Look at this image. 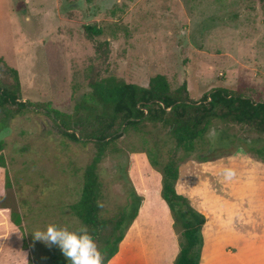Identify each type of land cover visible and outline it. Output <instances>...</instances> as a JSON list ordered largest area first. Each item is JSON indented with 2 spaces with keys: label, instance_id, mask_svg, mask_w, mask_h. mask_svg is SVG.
Instances as JSON below:
<instances>
[{
  "label": "rangeland",
  "instance_id": "obj_1",
  "mask_svg": "<svg viewBox=\"0 0 264 264\" xmlns=\"http://www.w3.org/2000/svg\"><path fill=\"white\" fill-rule=\"evenodd\" d=\"M21 2L25 5L18 11ZM87 26L102 34H92ZM0 59V85L14 83L6 65L16 69L20 101L34 104L19 113L9 106L8 115L0 114L5 144L0 206L14 224L15 215L21 220L15 224L21 234L17 241L27 250L28 264H54L64 257L60 249L34 241L33 233L50 224L69 231L83 227L72 207L81 199L97 149L65 137L45 107L72 114L77 99L110 76L147 86L152 77L164 75L172 90L187 82L194 100L225 87L264 101V0H0ZM227 132L238 141L233 146L244 140L264 158L263 134L220 122L196 145V155L232 148L222 141ZM152 149L161 163L174 157L162 126L149 124L111 143L97 169L102 219H117L125 210L129 219L138 192L147 190L149 212L158 207L153 191L162 188L163 175L151 164ZM187 158L185 151L178 153L180 174L193 160ZM186 173L191 183L180 175V194L203 175L198 168ZM204 264H212L209 246Z\"/></svg>",
  "mask_w": 264,
  "mask_h": 264
},
{
  "label": "trees",
  "instance_id": "obj_2",
  "mask_svg": "<svg viewBox=\"0 0 264 264\" xmlns=\"http://www.w3.org/2000/svg\"><path fill=\"white\" fill-rule=\"evenodd\" d=\"M24 5V2L19 3L17 10L21 11ZM86 29L94 35L102 34V30L97 27L87 26ZM6 72L12 75L14 83L11 86L0 85V114L4 116L8 115L9 106H17L15 110L18 113L34 106L31 102L20 101L18 71L6 65ZM45 108L65 137L75 142H91L97 149L96 156L85 172L81 199L72 209L83 226H87L95 241L100 242L98 247L104 253L105 264L118 253L120 243L137 218L144 200L143 196L139 197L140 200L133 213L129 214V219L126 210L114 220L101 218V183L97 169L111 143L132 130L142 131L149 124L168 130L170 143L175 147L174 157L167 163L165 160L161 163L157 149H152L149 158L151 164L158 167L163 175L161 196L170 209L178 237L179 252L173 264H201L205 245L203 227L206 223L205 216L177 190L180 176L176 160L178 153L182 150L187 153V160L207 162L243 148L264 162L262 151L254 153L246 141L241 140L239 145L233 146L237 140L229 132L225 133L222 141L231 144L232 148H210L218 154L196 155V145L206 138L217 122L227 126H246L264 135V101H255L225 87L213 88L201 99L194 100L190 97L187 82L177 90H172L164 75L152 77L147 86L127 83L110 76L94 82L91 91L77 99L72 114H65L47 106ZM257 140L251 142L256 143ZM4 150L5 144L0 142L2 166L5 163L2 155ZM136 194L134 193L133 200L135 205ZM14 220L16 225H21L17 215ZM177 227L182 230V242ZM54 264L69 262L65 257H57Z\"/></svg>",
  "mask_w": 264,
  "mask_h": 264
},
{
  "label": "crops",
  "instance_id": "obj_3",
  "mask_svg": "<svg viewBox=\"0 0 264 264\" xmlns=\"http://www.w3.org/2000/svg\"><path fill=\"white\" fill-rule=\"evenodd\" d=\"M182 168L180 175L183 182L187 179L188 186L191 182L186 170L198 168L203 172L200 180L192 181L191 189L183 186L182 193L206 218L201 264L207 246L211 248L212 264H264V162L239 148L207 162L190 160ZM225 168L235 169V179L224 180ZM4 171L0 166V173ZM3 176L0 174V193L5 190ZM138 194L144 200L137 218L108 264H173L179 242L161 188L153 191L159 208L153 212L147 207L151 192ZM7 210L0 206V264H28L24 255L27 250L19 242L21 234Z\"/></svg>",
  "mask_w": 264,
  "mask_h": 264
},
{
  "label": "clouds",
  "instance_id": "obj_4",
  "mask_svg": "<svg viewBox=\"0 0 264 264\" xmlns=\"http://www.w3.org/2000/svg\"><path fill=\"white\" fill-rule=\"evenodd\" d=\"M222 175L225 181H232L237 173L233 168H225ZM33 239L48 247L57 246L69 264H105L104 253L87 226L79 231H69L67 227L50 224L45 231H35Z\"/></svg>",
  "mask_w": 264,
  "mask_h": 264
},
{
  "label": "flooded vegetation",
  "instance_id": "obj_5",
  "mask_svg": "<svg viewBox=\"0 0 264 264\" xmlns=\"http://www.w3.org/2000/svg\"><path fill=\"white\" fill-rule=\"evenodd\" d=\"M212 152H214V151H212Z\"/></svg>",
  "mask_w": 264,
  "mask_h": 264
},
{
  "label": "water",
  "instance_id": "obj_6",
  "mask_svg": "<svg viewBox=\"0 0 264 264\" xmlns=\"http://www.w3.org/2000/svg\"><path fill=\"white\" fill-rule=\"evenodd\" d=\"M122 131H123V130H122ZM122 131H121V132H122Z\"/></svg>",
  "mask_w": 264,
  "mask_h": 264
}]
</instances>
